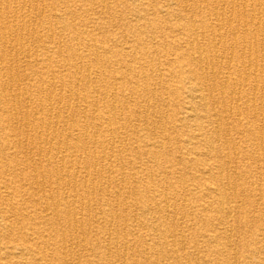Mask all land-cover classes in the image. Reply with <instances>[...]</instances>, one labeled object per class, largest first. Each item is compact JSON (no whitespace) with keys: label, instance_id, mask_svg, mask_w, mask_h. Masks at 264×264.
Returning a JSON list of instances; mask_svg holds the SVG:
<instances>
[{"label":"bare ground","instance_id":"6f19581e","mask_svg":"<svg viewBox=\"0 0 264 264\" xmlns=\"http://www.w3.org/2000/svg\"><path fill=\"white\" fill-rule=\"evenodd\" d=\"M167 41L175 59L160 50ZM173 62L189 84L183 117L168 118L192 130L179 146L197 166L240 153L257 168L246 186L222 185L220 163L209 180L174 185L167 164L184 170L187 157L173 162L146 137L135 168L130 126L116 115L165 120L156 95ZM43 151L47 164L35 157ZM144 171L165 186L136 184ZM228 189L264 207V0H0V264H196L187 207L206 198L204 219L225 234L237 207Z\"/></svg>","mask_w":264,"mask_h":264},{"label":"rangeland","instance_id":"374dc122","mask_svg":"<svg viewBox=\"0 0 264 264\" xmlns=\"http://www.w3.org/2000/svg\"><path fill=\"white\" fill-rule=\"evenodd\" d=\"M117 9L123 10L128 21L134 25L135 22L132 20L133 18V10L129 7H123L122 5L117 6ZM122 13V14H123ZM200 14V13H198ZM260 15V14H259ZM78 21V20H76ZM116 30V29H114ZM158 30H166L165 24H162L161 28ZM166 50L165 58L175 59L176 55L174 54L173 44L171 41L165 42L164 46H160V50ZM163 55V54H162ZM159 57L162 61L164 56ZM161 63H164L161 62ZM157 64V61L155 62ZM187 68V67H186ZM186 68H181L178 63L173 62L170 66H166L161 70L162 74L165 76L164 84L157 89L156 95V103L158 104L159 108L162 110L165 116V120H162L160 117H152L150 122L145 121H138L130 115V119L128 120L126 116H124L122 112L117 113L118 121L128 122L130 126V147L133 148V152L138 150V158L137 162H135V168L138 169L137 166L140 165L141 161H145L147 152L141 148V144L138 141H141L144 137L149 140L150 143L156 144V149L159 150L160 153H163L164 156L167 153L173 162H176L182 156L187 157L185 158L188 161V165L184 168V170H180L179 167L176 165L173 167L174 170L168 166V176L174 182V185H178V181H180V176L182 180H191L195 177H201L202 180L206 178L209 180V176L211 173L217 174L219 168V163L223 165V173L227 176L230 175V179H224L221 181L222 185L226 186L231 179H233L239 186H246V177L249 172L253 174L256 173L257 168L255 164H252L248 159H242L240 153L235 154L233 157L228 158L225 156L224 159H220L218 161L217 157L211 160V165H207L206 163L201 162V165L193 164L190 159L195 157L192 154L187 152V147H180L178 142H184L185 139L188 137L187 134L189 131H192L189 128V124L181 127H176V129L171 130V126L174 125L172 122H169V117H183L185 111V102L187 100V86L188 81L184 79L187 73ZM164 87V88H163ZM136 98V95H132V99ZM131 100V98H130ZM121 101V100H120ZM161 101V102H160ZM185 103V104H184ZM135 108L133 100L130 101V113ZM66 112V113H65ZM63 115L68 118L70 116L69 112L65 111ZM177 113L176 116L173 114ZM156 118V119H155ZM79 121L78 117L75 118ZM84 119H82V124L85 125ZM146 123V124H145ZM151 123V124H150ZM153 124V125H152ZM136 127V132H131V129ZM148 127V128H147ZM152 139H151V138ZM230 137V136H229ZM226 135H222L220 144H223L225 147L224 153L228 150L226 149V140L229 138ZM83 136V141L90 147L93 148L92 142L86 139ZM134 139V140H132ZM136 144H135V143ZM228 144V143H227ZM256 144H254L255 146ZM139 148H137V147ZM135 147V149H134ZM239 148V147H238ZM255 148V147H254ZM101 148H97L100 150ZM252 149V147H251ZM234 149H232L233 151ZM133 152L130 153V158L134 156ZM250 152V151H249ZM255 155V154H254ZM207 156V155H206ZM35 157L43 158V163L47 164L49 162L50 157H52L51 152L43 151L40 155H35ZM123 157H128L127 153L123 154ZM200 159H204V155H200ZM236 159V162H234ZM221 169V170H222ZM47 170V169H46ZM129 170V169H128ZM130 170L131 166H130ZM172 171V173H170ZM204 171V172H203ZM146 171L141 172L140 174H144ZM148 171L146 172L144 178L147 177ZM165 177L161 176V179ZM245 178V180H244ZM140 180L137 181L136 184H141V186L149 185V182L160 183L159 185L165 186V184L161 181L158 182L160 179L159 177L150 178L148 180ZM156 179H158L156 181ZM256 179V176L250 177L249 180ZM145 180V181H144ZM143 181V182H141ZM130 183L135 184L134 181L130 178ZM23 187H27L26 185L17 188L24 190ZM238 191V190H235ZM228 192L232 195L231 205L237 206L236 212L230 221L231 225L229 230L224 234L222 229L216 230L213 226L215 220L208 221L204 219V215L202 212V204L205 202L206 198L200 199L194 202V198L192 199V203L190 206L187 207V211L194 215L197 219V224L193 229H191L189 236L193 237L196 241H198L197 249L199 251V258L196 260V264H264V217L262 219H258L257 216L261 215L264 211V207H252L250 208V201L249 196H246L245 192L238 191V193L232 194V191L228 189ZM108 194V193H107ZM237 195V196H236ZM236 196V197H235ZM27 197V196H25ZM144 198V199H143ZM148 199L147 197H137V200H145ZM22 204L23 202H19ZM206 203V202H205ZM204 203V204H205ZM206 208V207H205ZM30 209V208H29ZM140 208L136 206H130V213L131 214H141ZM121 210V209H119ZM135 210V211H134ZM204 210V207H203ZM192 212V213H191ZM206 212V211H205ZM10 220L14 224V228L18 230L19 227L22 226L23 220L18 218L17 216H11ZM212 223V224H211ZM215 225V224H214ZM215 230L218 231L219 236H222L219 240L213 241L209 238L212 234L214 235ZM231 230V231H230ZM18 232V231H17ZM230 233V234H229ZM5 240H8L7 238ZM3 242V240H1ZM139 248V247H138ZM139 249H137L136 253H138ZM235 256V257H234ZM134 260L139 262L141 256H133ZM194 260V258H193ZM150 264V263H148Z\"/></svg>","mask_w":264,"mask_h":264}]
</instances>
